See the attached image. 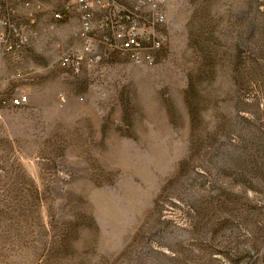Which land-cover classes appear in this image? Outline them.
Returning <instances> with one entry per match:
<instances>
[{"label": "rangeland", "instance_id": "obj_1", "mask_svg": "<svg viewBox=\"0 0 264 264\" xmlns=\"http://www.w3.org/2000/svg\"><path fill=\"white\" fill-rule=\"evenodd\" d=\"M33 1L5 13L29 43L0 96L28 104L0 107V264H264V0H165L154 66L77 73L70 0Z\"/></svg>", "mask_w": 264, "mask_h": 264}, {"label": "built area", "instance_id": "obj_2", "mask_svg": "<svg viewBox=\"0 0 264 264\" xmlns=\"http://www.w3.org/2000/svg\"><path fill=\"white\" fill-rule=\"evenodd\" d=\"M17 4L32 12L42 10V4L33 0H0V72L5 57L9 55L19 61L22 50L29 43L28 35L5 16L10 6ZM71 12L79 17L82 43L61 56L59 64L75 73L84 62H98L112 52L125 55L135 64L154 66L158 53L169 43L165 0H136L130 7L117 0H70L61 11L54 13V19L62 21ZM98 13L104 15L97 22ZM99 47L104 48L103 54L98 51ZM22 75L21 71L17 72L18 77ZM27 104L26 94L0 96L2 108H22Z\"/></svg>", "mask_w": 264, "mask_h": 264}]
</instances>
